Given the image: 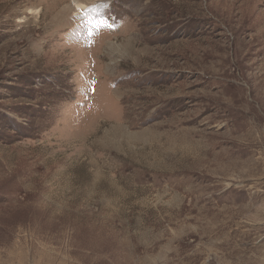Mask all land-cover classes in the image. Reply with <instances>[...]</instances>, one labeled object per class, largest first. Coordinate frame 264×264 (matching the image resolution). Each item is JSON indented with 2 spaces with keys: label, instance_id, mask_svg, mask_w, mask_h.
<instances>
[{
  "label": "rangeland",
  "instance_id": "1",
  "mask_svg": "<svg viewBox=\"0 0 264 264\" xmlns=\"http://www.w3.org/2000/svg\"><path fill=\"white\" fill-rule=\"evenodd\" d=\"M0 264H264V0H0Z\"/></svg>",
  "mask_w": 264,
  "mask_h": 264
},
{
  "label": "snow or ice",
  "instance_id": "2",
  "mask_svg": "<svg viewBox=\"0 0 264 264\" xmlns=\"http://www.w3.org/2000/svg\"><path fill=\"white\" fill-rule=\"evenodd\" d=\"M108 5L104 4H94L88 8H84L80 10V17L83 22L87 25L85 29L86 41L85 47H91L95 42V37L99 35V33L105 29L113 30L114 25L111 23L110 19L103 15H93L94 13H98L99 9L107 8Z\"/></svg>",
  "mask_w": 264,
  "mask_h": 264
},
{
  "label": "bare ground",
  "instance_id": "3",
  "mask_svg": "<svg viewBox=\"0 0 264 264\" xmlns=\"http://www.w3.org/2000/svg\"><path fill=\"white\" fill-rule=\"evenodd\" d=\"M76 4H77V8H78L79 10L83 9V7H84L83 4H81V3L78 2V1H76Z\"/></svg>",
  "mask_w": 264,
  "mask_h": 264
}]
</instances>
